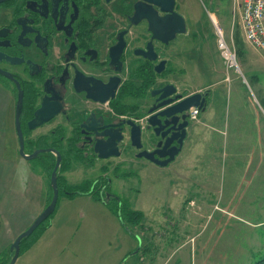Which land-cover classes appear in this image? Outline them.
I'll return each mask as SVG.
<instances>
[{
    "label": "rangeland",
    "instance_id": "1",
    "mask_svg": "<svg viewBox=\"0 0 264 264\" xmlns=\"http://www.w3.org/2000/svg\"><path fill=\"white\" fill-rule=\"evenodd\" d=\"M175 9L186 22V33L168 45L167 78L185 94L208 91L206 110L190 118L182 150L166 167L138 159L134 149L125 147L119 157L97 161L101 166L91 160V164L84 163L87 165L75 162L70 171L77 169L76 174L70 177V171L63 173L78 194L70 196L74 198L71 200L59 196L56 210L62 218L57 221L67 224L61 225L67 251L70 248V253L86 256L68 263L155 264L165 245L164 260L159 264H255L264 257V101L257 100L264 97L263 89L257 91V85L264 88V50L257 51L243 41L241 0H176ZM216 22L236 49L237 71H228L220 56L213 24ZM7 124L8 142L18 152L14 112ZM34 133L37 132L25 131L26 140L32 142ZM0 138L5 142V137ZM36 145L41 143L26 144L25 152ZM19 163L25 169L15 171L19 175L18 180L15 178L17 187L24 185L26 169L41 177L34 185L43 193L41 212L50 196L43 161L20 156ZM100 178L108 193L130 209L140 211L143 219L136 225L128 223V227L117 217L114 227L108 223L99 212L102 205L93 204L79 192L92 188ZM168 179L177 186L173 197V190L167 188ZM12 186L10 180L7 194L15 192H11ZM27 193L24 200L29 197ZM12 200L7 197V202ZM110 203L114 205L115 200ZM26 205L27 201H23L24 208ZM187 207L190 228L183 218ZM15 219L16 214L0 216V242L15 240ZM180 220L184 225H178ZM95 235L99 236L97 242L106 243L104 251L95 246ZM77 244L80 246L75 251L72 248ZM19 257L15 264H25ZM49 257L40 254L26 264H49Z\"/></svg>",
    "mask_w": 264,
    "mask_h": 264
},
{
    "label": "flooded vegetation",
    "instance_id": "2",
    "mask_svg": "<svg viewBox=\"0 0 264 264\" xmlns=\"http://www.w3.org/2000/svg\"><path fill=\"white\" fill-rule=\"evenodd\" d=\"M150 1L6 0L0 4V82L11 91L15 106L18 86L23 91V132H37L34 140L38 143L42 136L48 138L46 147L41 143L37 149L76 148L85 157L81 164L87 165L84 163L91 160L98 166L97 161L106 159L94 155L96 141L103 140L105 131L117 135L114 131L118 130L122 136L118 143L120 152L125 147L134 149L135 156L140 151H158L155 157L168 152L164 142L181 132L179 125L183 121L166 125L158 133L154 130L150 123L159 117L153 115L163 108L150 112L159 97L151 95L152 89L173 86L172 97L182 96L174 103L197 92L185 94L167 78L168 45L179 35L168 44L154 41L156 59L150 60L153 54L148 49L152 44L148 18L168 14ZM157 1L166 4L165 0ZM174 1L173 12L178 13ZM120 38L125 43L118 57L116 46ZM161 62H165L164 70L157 73L155 67ZM199 93L207 101L209 92ZM26 94L30 99L25 112ZM43 98L48 114L53 116L31 130L29 121ZM104 98L108 99L105 103ZM190 118L189 115L187 132ZM135 126L140 131V151L131 145V128L136 131ZM104 186L105 198L114 199Z\"/></svg>",
    "mask_w": 264,
    "mask_h": 264
},
{
    "label": "water",
    "instance_id": "3",
    "mask_svg": "<svg viewBox=\"0 0 264 264\" xmlns=\"http://www.w3.org/2000/svg\"><path fill=\"white\" fill-rule=\"evenodd\" d=\"M6 0H0V4L5 2ZM108 1V0H107ZM150 1V0H149ZM166 4L162 5L161 2L155 0L150 1V4H156L162 7V10L168 12L166 16L163 18H157L154 15L152 18H148V26L149 32L152 37V44L148 45L149 51H152V56L149 57L150 60H155L156 56L154 53V41H159L163 44H168L173 41L176 35L185 34L186 33V22L184 18L176 12H173L174 0H165ZM150 6V5H149ZM124 40L120 38L119 44L116 46L118 57L121 55L124 48ZM119 62V60H118ZM165 62L159 63L155 67V72L161 73L164 70ZM117 88V85L115 86ZM175 89L173 86L169 85L162 89H152L151 95H159L157 99V105L153 106L150 112H154L155 110L163 108L162 111L153 115V117L158 116L159 120L152 121L150 123L151 126L155 127L156 132L158 133V129L165 128L166 125H175L176 121L182 120L180 123L179 129L181 132L176 133L173 137H168L165 140L164 148L169 147L167 153H161L157 157H155L158 151L148 152V151H140L142 149V145L140 142V131L139 127H136V131L134 128H131V145L140 153L136 156L137 158H145L150 162H153L155 165L159 167H166L169 163L173 162L175 158L179 155L182 150L184 140L187 135L186 127L188 125V117L189 111L192 108H197L199 111L204 112L206 110V96H203L201 93L197 92L192 95H188L182 98L178 103H174L176 100L181 98L182 96L177 95L176 97H172ZM47 98V97H46ZM46 98H43L39 107L35 110L33 118L29 121V129H35L38 126H41L45 122H47L53 114H48V105L46 103ZM108 99L104 98L102 102H106ZM23 108V91L18 86V96L16 100L15 106V117H14V128L18 139L19 155L25 160H33L38 157L39 154L42 153H53L56 156V162L53 168V171L50 175V187L52 189V197L49 204L41 211V213L32 221V223L22 231L13 241L10 246V252L12 253V257L8 264H15L20 254V244L21 241L25 238L31 236V234L48 218H50L55 212L57 202L59 199V189L57 185V173L60 167L62 157L61 154L52 148H38L35 149L32 153L25 152V137L24 132L21 128L20 117ZM48 114V115H47ZM172 119L170 120V117ZM160 118H165L162 122ZM160 126V127H159ZM117 135H113L112 131L107 130L103 133V140L96 141L93 147L94 155H97L99 159H108V158H116L119 157L121 152L118 147V143L121 141L122 136L118 130L114 131ZM168 133V130L166 131ZM164 136H162L163 138ZM178 137V139H177ZM177 139V143L172 145V143Z\"/></svg>",
    "mask_w": 264,
    "mask_h": 264
},
{
    "label": "crops",
    "instance_id": "4",
    "mask_svg": "<svg viewBox=\"0 0 264 264\" xmlns=\"http://www.w3.org/2000/svg\"><path fill=\"white\" fill-rule=\"evenodd\" d=\"M199 54V53H197ZM197 77H199V70L196 71ZM195 84V82H194ZM199 84V81H198ZM0 137H5V142L0 138V216L3 218L6 216H10V214H16V219L13 224V231L15 233V238L22 232L24 231L31 223L32 221L41 213L40 212V197L43 195L41 190L38 188L34 187L35 183H37L36 178H41L40 175L37 176L31 172L30 169H26V175L24 176V185L17 187L16 185V180L19 179V175H15V171L17 172L20 170V168H24V165L19 163V153L17 152V149L15 150L12 145L9 144L8 142V135H9V125L7 124V119L12 113L14 112V106H15V101L14 97L11 93V91L7 88H5L2 83H0ZM257 91L259 89H263V87H260V85H257ZM259 101H264V97H261L260 99L257 98ZM15 130V128H14ZM14 130L12 131L14 133ZM19 149V145H18ZM27 167V165H26ZM25 169V168H24ZM23 169V171H24ZM77 169H74L73 171L76 172ZM70 171L69 175L71 177L72 174H76ZM25 174V173H24ZM66 175V174H65ZM67 179V177H65ZM10 180H13V186L11 187V192L15 191L14 193L7 194V188L9 185ZM68 181V179H67ZM4 184V186H2ZM72 185V184H71ZM31 186L30 188H28ZM167 188L172 189L173 191L171 194V197L177 195V186L173 184V179H168V185ZM169 189V190H170ZM24 192V194H23ZM29 194L28 199H25V194ZM42 193V194H41ZM82 196H87L91 200L93 204L99 203V205H102L101 208L99 209V212L102 214L103 217L106 218V221L115 226V218L116 216L112 213V211L105 205V203L97 201L92 195L86 194ZM7 197L13 198L12 201L7 202ZM70 197V196H68ZM68 199H74V198H68ZM177 200V198H176ZM23 201H27L26 207H23ZM178 201V200H177ZM43 202V201H42ZM174 203V201H172ZM204 203H209V201L204 202ZM196 204L195 201L193 202V205ZM192 207V206H189ZM189 207L185 209V215L183 218L185 219V223L189 221ZM58 210L55 211L49 226L47 229L42 233L40 238L32 244L30 248H28L23 255H19L21 258H23V262L30 263L34 258H36L40 254H45V255H50L49 257V264H52L56 262V264H71L68 263V260L71 259H77L79 256H81V259H86V256L82 255H77L75 253H70L71 249L69 248V251H67L68 246L65 244L64 237L65 235L63 234L62 231V226H67V224L64 221H57L60 218H62L59 213L57 212ZM183 211V210H182ZM98 212V211H96ZM19 215V216H18ZM18 216V218H17ZM192 219V218H191ZM189 223V222H188ZM184 225L182 223V220L178 223V225ZM62 225V226H61ZM56 226H59L58 231L56 233H53L52 235L51 232L55 229ZM191 225L190 223L188 224V228H190ZM95 246H100L101 251H104L106 243L102 240H99L97 242V239L99 238L98 235H95ZM13 242L6 243V242H0V253L4 252L9 246H11ZM173 245V243H171ZM80 246V244H77L74 249L75 251L77 248ZM166 246V245H165ZM161 250L160 253H164V248ZM185 245H180V247H183ZM73 251V250H72ZM55 253V254H54ZM66 254V256L61 258V254ZM76 254V256L72 255ZM162 254H160L159 259L158 256L155 258V264H159V262L164 260L162 257ZM55 257V259L53 258ZM19 257V258H20ZM80 259V258H79ZM77 259V260H79ZM163 264V261L162 263Z\"/></svg>",
    "mask_w": 264,
    "mask_h": 264
},
{
    "label": "trees",
    "instance_id": "5",
    "mask_svg": "<svg viewBox=\"0 0 264 264\" xmlns=\"http://www.w3.org/2000/svg\"><path fill=\"white\" fill-rule=\"evenodd\" d=\"M29 99H30V96L28 94H26V97L24 98V100H25V112L27 111V107L29 106V104H28ZM47 141H48V138L46 136H42L41 142H40V143H42L41 146L46 147ZM32 142H30L29 140H26V137H25V145L26 144H30V145L38 144V142H36L35 140H32ZM38 146L39 145L33 146L32 149H35ZM31 150H30V152H28V154L32 153ZM57 151L61 154V157H62V162L60 164V167H59L58 173H57L58 174L57 175V185H58V189H59V196L60 195L72 196V195L78 194L77 190H74V187L68 185L69 183H68L67 179L65 178V176L63 175V173L70 171L73 163H75V162L82 163L83 161H85L84 160L85 157L83 154H81V152L76 150V148H70V149H65V150L59 149ZM37 158L43 161L42 168H43V171L46 174L45 176H47L48 182H49L48 187H49L50 196L44 205V208H45L49 204L51 197H52V189L50 187V175H51V172L53 171V168H54V165L56 162V156L53 153H42V154H39ZM87 183H90V182H87ZM104 185H106V183H104L103 179L100 178L95 183H93L92 188L90 187L89 189L84 190V191L79 190V192H81V194H90L94 198H96V200L104 202L103 200L107 199L102 194V191L105 188ZM111 200H113V199H111ZM111 200L105 201L104 203L108 204V207L110 208L112 213L120 220L122 225H124L125 227H128L127 226L128 223L136 225L139 221H141V219H143V214L140 211H135V210L130 209V207H128L120 199L115 197L114 198V200H115L114 205H112L110 203ZM55 211H56V209H55ZM54 213H53V215H54ZM53 215L50 218H48L45 222H43L31 234V236H29L28 238H25L21 241L20 254L19 255H22L28 248H30L32 246V244H34L40 238L42 233L49 226L50 219L53 217ZM128 231H129V229H128ZM37 235H38V237L35 239V241L29 242L30 240H34L35 236H37ZM27 241H28V243H26L24 245V243ZM11 257H12V253L10 252V246H9L4 252L0 253V264H8ZM255 264H264V257L262 259H260L259 261L255 262Z\"/></svg>",
    "mask_w": 264,
    "mask_h": 264
},
{
    "label": "built area",
    "instance_id": "6",
    "mask_svg": "<svg viewBox=\"0 0 264 264\" xmlns=\"http://www.w3.org/2000/svg\"><path fill=\"white\" fill-rule=\"evenodd\" d=\"M242 9L240 11V31L243 41L251 48L264 50V0H241ZM214 24L216 45L220 56L228 71L239 70L237 63V53L233 45L225 39L223 31L219 25ZM198 110L192 108L189 111L191 118H196Z\"/></svg>",
    "mask_w": 264,
    "mask_h": 264
},
{
    "label": "bare ground",
    "instance_id": "7",
    "mask_svg": "<svg viewBox=\"0 0 264 264\" xmlns=\"http://www.w3.org/2000/svg\"><path fill=\"white\" fill-rule=\"evenodd\" d=\"M213 20H215V18H213Z\"/></svg>",
    "mask_w": 264,
    "mask_h": 264
}]
</instances>
